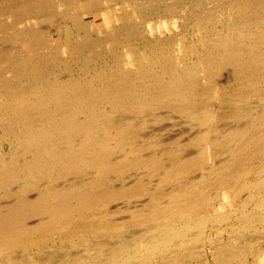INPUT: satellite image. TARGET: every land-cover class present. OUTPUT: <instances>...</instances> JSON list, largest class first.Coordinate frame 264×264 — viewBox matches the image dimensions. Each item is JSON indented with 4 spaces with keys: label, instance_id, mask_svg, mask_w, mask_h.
<instances>
[{
    "label": "bare ground",
    "instance_id": "6f19581e",
    "mask_svg": "<svg viewBox=\"0 0 264 264\" xmlns=\"http://www.w3.org/2000/svg\"><path fill=\"white\" fill-rule=\"evenodd\" d=\"M71 1L72 8L64 0H0V41H13L19 48H0V144L9 142L8 150L0 151V264H48L14 256L50 244L88 250L87 256H69L65 264H152L155 259L161 264H190L193 259L209 264L206 244L216 264H261L264 236L248 238L245 233L264 225V14H228L227 31H208L204 39L210 44L196 60H188L182 51L171 50L184 36L167 32L173 6L161 13L154 0H121V5L120 0ZM61 11L70 14L75 27L87 25L105 37L97 33L100 39L92 42L86 30L79 44L57 39L58 45L47 46L45 53L48 33L36 25ZM218 11L216 5L205 7L197 19L202 23ZM130 14L142 22L134 33L159 42L155 56L147 46L136 49L124 41L129 38L122 34L132 27ZM108 42L113 60L94 74L91 68L83 72L85 83L81 77L47 71L61 54L77 63L79 53L82 57L88 50L91 59L90 53ZM44 70L55 71L47 83ZM160 109L183 117L190 129L182 119L186 128L176 122L159 126L172 119ZM150 112L159 116L148 118ZM150 121L160 122L153 123L168 131L167 140L140 130ZM151 139L156 140L145 145ZM170 141L173 145L165 144ZM212 188L221 190L219 196ZM126 204L131 205L124 208ZM126 209L129 216H114ZM211 223L218 232L228 223L234 235L227 243L221 236L214 240L206 235ZM130 225L140 228L128 235Z\"/></svg>",
    "mask_w": 264,
    "mask_h": 264
},
{
    "label": "rangeland",
    "instance_id": "374dc122",
    "mask_svg": "<svg viewBox=\"0 0 264 264\" xmlns=\"http://www.w3.org/2000/svg\"><path fill=\"white\" fill-rule=\"evenodd\" d=\"M17 1H21V0H17ZM16 0H15V2L16 3H18ZM54 3H58V2H60V1H63V0H52ZM76 1H78V0H76ZM94 1H98V0H94ZM155 1V3H157V6L159 7V9H157V10H159V12H161V13H164V11H165V9L167 8V6L169 7V6H173V8L175 9V10H173L174 11V13H173V18H172V21H171V27L169 26V30L167 29V32H168V34H177V33H180V31H181V33L183 32V34H184V36H182L183 38H181L180 40H178V41H176V43L175 44H172L171 45V50L172 51H174V50H178V51H182L181 53H182V55H183V53L185 54V58H187L188 60H196L198 57H200L201 56V53L203 52V50L204 49H206L205 48V46L207 47V45L208 44H210V43H208V44H206V40L204 39V35L209 31L210 33L214 30V28L215 29H217L218 31H227V29H228V26H227V21H229V18H230V16L228 17V14L229 15H231L232 16V14H233V16L232 17H234L235 15H236V13H235V11H240V10H247V11H249L250 13H252V12H258V13H260L261 15H263L264 14V0H257V2H255V1H253L252 2V0H237V2H236V0L235 1H233V0H223V2L221 1V0H197V1H199L198 3H197V1L196 0H171V2L168 0V1H166V0H154ZM164 1V2H163ZM175 1V2H174ZM182 1V2H181ZM220 1V3H218ZM232 1H233V3H232ZM239 1V2H238ZM249 1H250V4H252V5H250V6H248L249 5ZM64 2H66V5H68V4H70L71 5V8H72V5H73V3L75 2V1H68V0H64ZM72 2V3H71ZM123 2V1H122ZM121 0H120V5H121ZM169 2V3H168ZM201 2V3H200ZM210 2H212V3H210ZM231 2V3H230ZM235 2V3H234ZM259 2V3H258ZM106 5H107V2H104ZM165 3V4H164ZM181 3H183V4H181ZM189 3H191V4H189ZM197 3V4H196ZM199 3H200V5H199ZM213 3L216 5V6H219V11H218V13L216 12L215 13V18L213 17L212 19H207V17L205 18V17H203L201 20L202 21H204V22H202L201 23V21L199 20V19H197V17L199 16L198 15V13L199 12H201V9H203V8H213V7H215V5H213ZM226 6V7H224V6H221V5H223V4ZM230 3V4H229ZM243 3V4H242ZM258 5H257V4ZM160 4H161V6H160ZM189 4V5H188ZM203 4H204V6H203ZM210 6H209V5ZM218 4V5H217ZM239 4V5H238ZM0 5H2V2H0ZM120 5H118V7H119V11H121V7H120ZM207 5H208V7H207ZM69 6V5H68ZM156 6V7H157ZM221 6V7H220ZM157 7V8H158ZM161 7V8H160ZM242 7V8H241ZM244 7V8H243ZM70 8V12L72 13V11H74V9L72 10ZM127 8L129 9V11H133L134 10V6L132 5V4H128V6H127ZM233 8V9H232ZM162 9V10H161ZM190 9H191V11H190ZM200 9V10H199ZM226 9V10H225ZM180 10V11H179ZM183 10V12H181ZM193 10H195V11H193ZM251 10V11H250ZM64 11H65V9H64ZM177 11V12H176ZM192 11H193V14H192ZM198 11V12H197ZM226 11V12H225ZM234 11V12H233ZM63 11H61V12H58V13H52L51 14V16H52V19L50 20V22L48 21V20H39L38 21V24H40L41 23V25H36V28H38V29H42L41 31H44L45 33H48L47 34V38L49 39V42H50V45H49V43H47L46 44V47H45V53H47L46 52V50H47V48H52V47H55V46H57L58 45V40L57 39H59V40H61V42L60 43H65L68 39H70L71 40V43L73 42V44L75 45V44H77L76 42H78V44H79V42H80V36H82V35H84L85 34V32H86V30H88L89 31V38H90V41L92 40V42L94 41V42H97L98 40L97 39H100L99 37L100 36H102V37H105V35H101L98 31H96L95 29H93L92 27H89L88 28V26L86 25V26H82V27H80V28H78V27H75V25L73 24V22H72V20L71 19H69V16H70V14L68 15V14H65L66 12H64V13H62ZM185 12V13H184ZM231 12H233V13H231ZM180 13V14H179ZM196 13V14H195ZM257 13V14H258ZM185 14V15H184ZM56 15V16H55ZM67 15H68V17H67ZM143 15V14H142ZM193 15V16H192ZM196 15V16H195ZM198 15V16H197ZM220 15V16H219ZM224 15V16H223ZM259 15V14H258ZM61 17V20H60V18L59 17ZM218 16H219V18H218ZM55 17V18H54ZM132 17H133V19H132ZM187 17V18H186ZM224 17V18H223ZM236 17V16H235ZM67 18H68V21H67ZM190 18H192V19H190ZM196 18V19H195ZM221 18V19H220ZM55 19H57L56 21H55ZM130 23L132 24V27H130L129 28V30L128 31H125L123 34H122V36L124 35L125 36V38L127 37V38H129V39H124V41L126 40H128L129 42L128 43H131V45L134 47V48H136V49H145L146 48V46H147V50H148V52H149V54L153 57V56H155L156 54L154 53L157 49L159 50V47H160V44H159V42L158 41H156L155 39H152V37H147V38H144L143 39V37H141L140 35L138 36L137 35V33H134V32H136L137 30L139 31L140 29H142V22L141 21H139L140 19H138V17L135 15V14H130ZM137 19V20H136ZM86 20H87V22H88V18L85 16L84 17V21L86 22ZM134 20V21H133ZM187 20V21H186ZM191 20H192V23H194V21H195V23L193 24V25H191L192 23H191ZM215 20V21H214ZM153 21H155V20H153ZM186 21V22H185ZM207 21V22H206ZM219 21V22H218ZM222 21V22H221ZM46 22V23H45ZM49 22V23H48ZM54 22V23H53ZM102 22V21H101ZM101 22H99L98 24L99 25H102L101 24ZM184 22V23H183ZM206 22V23H205ZM209 22H211V23H209ZM213 22H215V23H213ZM133 23H134V25L136 26L137 25V28H134L135 26L133 25ZM137 23V24H136ZM187 23V24H186ZM199 23V24H198ZM56 26H55V25ZM84 24V23H83ZM120 24V23H119ZM119 24H118V26H119ZM139 24V25H138ZM198 24V25H197ZM204 24V25H203ZM224 24V25H223ZM225 24H226V26H225ZM44 25V26H43ZM67 25H69V26H67ZM73 25V26H72ZM178 25V26H177ZM187 25V26H186ZM189 25L191 26V27H189ZM196 25V26H195ZM208 25V26H207ZM213 27H212V26ZM215 25V26H214ZM262 26H261V28L263 29L264 28V23H262L261 24ZM40 26H42V27H40ZM45 26H46V28H45ZM64 26V27H63ZM68 27V29H67V27ZM182 26L184 27V26H186L185 27V29H183L182 28ZM198 26H199V28H198ZM201 26V27H200ZM210 26V27H209ZM62 28V31H61V28ZM86 28V29H85ZM187 28V29H186ZM192 28V29H191ZM202 29V30H199V29ZM220 28H222V29H220ZM71 30V33H70V30ZM131 29V30H130ZM220 29V30H219ZM49 30V31H48ZM53 30H54V32H56V33H54L53 32ZM187 30V31H186ZM63 31H64V33H63ZM73 31V32H72ZM78 31V32H77ZM82 31V32H81ZM201 32V34H200V32ZM199 32V33H198ZM75 33V34H74ZM83 33V34H82ZM100 35H98V34ZM129 33V34H128ZM134 33V34H133ZM79 34V35H78ZM131 34H133L132 36H130ZM172 34V35H173ZM57 37H56V36ZM74 35V36H73ZM72 36H73V38H72ZM78 36H79V38H78ZM130 36V37H129ZM56 37V38H55ZM60 37V38H59ZM95 39H94V38ZM132 37V38H131ZM92 38V39H91ZM137 38V39H136ZM51 39V40H50ZM80 39V40H79ZM132 39V40H131ZM136 39V40H135ZM139 39V40H138ZM95 40H97V41H95ZM140 40H142V42L140 41ZM123 41V40H122ZM134 41V42H133ZM139 41V42H138ZM181 41H183V42H181ZM4 41H0V48L1 49H7V48H9V49H12L13 51H19V48L18 47H16V48H14V44H13V46H12V43H13V41H9V40H5V42L3 43ZM8 42V43H7ZM9 42H11V43H9ZM68 42V41H67ZM66 42V43H67ZM181 42V43H180ZM109 43V42H108ZM108 43H106V45H104V48H99V46L98 47H96L91 53L93 54H91L90 53V55H91V59H89V58H87L88 57V55L87 54H89L88 53V50L87 51H85V54H83L82 55V57H81V54L82 53H79V55H78V62L76 63V60L74 59V58H69V56H66V58L63 56V54H61L62 55V57H61V55H60V57H59V61H58V63H54L55 65L53 66V64H50V67L48 68V72L50 71V70H55L56 72H57V74L58 75H60L61 77H63L64 76V78H69V79H74V78H80L81 79V81L80 82H82V83H85V79L88 77H85L86 75V72H88V70L91 68V70H89V72L90 73H92L93 72V74L95 73V71L96 70H100V68H103V65H105L106 64V62H109L110 60H113V58H112V55L111 54H113V53H111L110 54V52H109V48H112L113 46H112V44L111 43H109V45H108ZM112 43H116V41H113ZM144 43V44H143ZM153 45H152V44ZM182 43H183V45L184 46H182ZM192 43V44H191ZM194 43V44H193ZM199 43V44H198ZM178 44V45H177ZM179 44H181V46L179 45ZM196 44V45H195ZM202 44V45H201ZM4 45H5V47H4ZM6 45H7V47H6ZM143 45V46H142ZM145 45V46H144ZM150 45V46H149ZM157 45V46H156ZM173 45H174V47H173ZM192 45V46H191ZM195 45V46H194ZM47 46H50V47H47ZM63 46V45H62ZM61 46V47H62ZM107 48H106V47ZM110 46V47H109ZM112 46V47H111ZM136 46V47H135ZM190 46V47H189ZM198 46V47H197ZM117 49V51L119 52V53H121V49L119 48L120 46H118V45H116L115 46ZM144 47V48H143ZM193 47V48H192ZM195 47V48H194ZM18 48V49H17ZM65 47H63L60 51H61V53H63L62 51H63V49H64ZM174 48V49H173ZM192 49L191 51H190V49ZM197 48V49H196ZM9 49H7V50H9ZM55 49V48H54ZM108 49V50H107ZM155 49V50H154ZM184 49V50H183ZM186 49V50H185ZM25 50V51H24ZM51 50H53V49H51ZM99 50V51H98ZM105 50V51H104ZM150 50V51H149ZM95 51H98V52H95ZM195 51V52H194ZM22 52H24V53H26L27 52V48L25 47V46H23V49H22ZM108 52V53H107ZM189 52V53H188ZM95 53H97L96 55H98V56H100V58L98 57V56H95ZM187 53V54H186ZM154 54V55H153ZM188 54H190L189 56H188ZM197 54H198V56H197ZM85 55H86V58H85ZM193 55V56H192ZM200 55V56H199ZM84 56V57H83ZM95 56V57H94ZM103 56H105V59H104V57ZM192 56V57H191ZM194 56H196V57H194ZM79 57H81V58H79ZM189 57V58H188ZM191 57V58H190ZM62 58V59H61ZM69 60H68V59ZM99 58V59H98ZM65 59V60H64ZM77 59V58H76ZM95 59V61L93 62L92 60H94ZM98 59V60H97ZM105 60V61H103V60ZM74 60V61H73ZM85 60H87L86 61V63H83V62H85ZM96 60H97V63H96ZM100 60H102V61H100ZM72 61H73V63H72ZM70 62H71V65H70ZM91 62V63H90ZM112 62V61H111ZM66 64V65H69L68 67H66L65 66V64L63 65V67H62V65L61 64ZM74 63H76V64H74ZM99 64H101V65H99ZM84 65V66H83ZM95 65V66H94ZM66 68H65V67ZM80 66V67H79ZM99 66V67H98ZM61 67V70H63V71H60L59 70V68ZM96 67H98V68H96ZM58 68V69H57ZM63 68V69H62ZM69 68H71V69H69ZM95 70H94V69ZM50 69V70H49ZM93 70V71H92ZM55 71L54 72H50V73H48V72H45V70H44V73H45V76H43L42 78L44 79L43 81L44 82H48L50 79H52L53 77H54V74H55ZM66 71V72H65ZM85 74H84V73ZM52 73H54V74H52ZM82 73V74H81ZM46 74H47V76H46ZM49 74V75H48ZM77 74V75H76ZM84 74V76H82ZM53 75V76H52ZM67 75V76H66ZM27 77V78H26ZM26 77H24V78H21L20 80H25L26 81V79H28V76H26ZM45 77V78H44ZM83 77V78H82ZM48 79V80H47ZM45 83V84H46ZM217 104V102H214V107H218V105H216ZM102 107H104V106H102ZM107 109H109V106H107ZM164 110H166V109H163V110H161L160 109V111H164ZM159 111V113H164L165 114V116H168V117H171L172 119L171 120H169V119H165L166 121H168V122H166L165 120L163 121V122H159V121H157V122H155V121H153V122H155V123H157L158 125H159V123H160V125L159 126H162V123H163V125L166 123H169V122H176L178 125V127L179 126H182V127H184V128H186L187 126V128H186V130L189 128L190 129V126L188 125V123L187 124H185L186 122H184V120L185 119H183V117L181 118V117H179L177 114V116L175 115V113H173V112H169L170 110H166V112L168 111L170 114L172 113L173 115H171L170 116V114L167 112V113H165V111L164 112H160ZM157 112V111H156ZM156 112H154V113H152V112H150L151 113V116H150V113L147 115V117L149 118V117H151V118H153V117H156V116H159V114L158 113H156ZM156 114V115H155ZM169 114V115H168ZM177 117V119H176V117ZM173 117H175V118H173ZM183 121H182V120ZM174 120H178V121H180L179 123H178V121H174ZM184 123V125L186 126H184V125H182V122ZM151 123V121H150V123H147V127L148 126H150V127H145V128H140V130L141 131H144V129H145V131L146 130H148V131H146V132H153L154 134H156L157 135V133H158V135H157V137L159 138V139H161V140H167V138H166V136L168 135V131H165V130H162V128L161 127H159L160 129H158L157 127V124H155V123ZM165 122V123H164ZM181 123V124H180ZM151 124V125H150ZM228 124H230V123H228ZM226 125V124H225ZM152 127V128H151ZM155 127L157 128V129H155ZM163 127V126H162ZM223 127H225V126H223ZM151 129V130H150ZM155 129V130H154ZM157 130V131H156ZM165 133V134H163V133ZM162 134V135H161ZM164 135H165V137H164ZM166 138V139H164V138ZM184 138H186V137H184ZM184 138H182V139H184ZM139 139V138H138ZM156 139H151V141L150 142H147V143H145V145H150V144H153V142L155 141ZM177 142H180V143H184V141H182V140H177ZM149 143V144H148ZM174 143V142H173ZM166 145H168V144H172V142L170 141V142H167V143H165ZM173 145V144H172ZM8 148H9V142H7V141H5V142H3L2 144H0V151L1 152H4V151H7L8 150ZM191 150H195V148H190ZM213 189V191H215V193H218V196H219V193L221 192V190L219 191V189L217 190V188H212ZM219 191V192H218ZM223 193V192H222ZM31 195H34V193H30ZM12 199H13V197H12ZM8 199H4V200H2V202H1V204H5V202L4 201H7ZM13 200H15V198L13 199ZM218 202V203H217ZM221 201L218 199V201H216V203L215 204H217V206L218 207H220L221 206ZM112 205V204H111ZM131 204H126L125 206H124V208H126L127 206L129 207ZM232 206L231 205H227V209L228 210H231L232 208H231ZM115 207H114V205L110 208L111 210H113ZM129 209H126V210H123V211H118V212H116L117 214H119L120 215V213H121V215H120V217L116 214V213H114L115 215L114 216H117V218H123V216L124 217H127V216H129V211H128ZM210 211L212 212V213H215V210L213 209V208H211L210 209ZM125 213V214H124ZM122 214H124V215H122ZM127 214V215H126ZM116 217H115V219H117ZM231 219H233V218H231ZM211 226H209V227H207V229H206V235H208V236H213L214 238V240H216L219 236H221L220 238H222L223 240H222V243H227L228 241V239L230 238V235H234V231L233 230H231L230 231V229H232V227H229L230 225L228 224V223H225L224 225L222 224V226L219 228V232H218V230L216 229V228H214L213 229V227H212V223L210 224ZM135 226V227H134ZM128 227V226H127ZM130 227L132 228V229H130ZM137 226L136 225H130L129 227H128V229H129V234H128V232H127V234L128 235H131L132 234V231L133 232H135L134 230L136 229V231H137V229L139 230V226L136 228ZM230 228V229H229ZM262 230V231H261ZM229 231V232H228ZM131 232V233H130ZM254 231H252V232H248V233H245V236L246 237H248V238H254L255 236H264V225L262 224V225H259V229H258V231L257 232H254L255 234H258V235H255L254 233H253ZM247 234H249V235H247ZM239 235H242V232L240 233L239 232ZM218 236V237H217ZM228 236V237H227ZM216 237V238H215ZM242 237V236H241ZM93 239H96L95 237H92ZM219 239V238H218ZM264 238H262V242H261V245L264 247V240H263ZM58 242V244H61L62 243V241H57ZM57 244V245H58ZM207 245V247H206V249H208V250H205L207 253H209V258H210V260H209V264H216L215 263V261H214V259L212 258V254L210 253L211 252V247H210V244H206ZM49 247V248H48ZM48 247H45L44 248V250H34V248H33V250H26V252H25V250L24 251H22V253H21V251L19 250L18 251V254L17 255H15L14 256V259H19L20 260V258H21V256L23 257V258H21V259H23L24 261H28V260H30L31 258L33 259H37V260H39V259H43L42 261H43V263H50V264H52V262H53V264L55 263V264H65L66 263V259H68V258H70L72 255H74L73 257H75V256H87V254H88V250H84V248H82V246H80V245H78L77 247H74V248H71V247H68V246H66V247H62V248H58V249H55L54 247H53V245L52 244H50ZM51 247H52V249H51ZM63 248L65 249V250H63ZM67 248V249H66ZM77 248V249H76ZM80 248L82 249V250H80ZM46 249V250H45ZM76 249V250H75ZM29 251V252H28ZM30 251H32V252H30ZM51 251V252H50ZM78 251V252H77ZM85 251V252H84ZM90 252H92L93 250H89ZM24 252V253H23ZM28 252V253H27ZM36 252V253H35ZM41 252V253H40ZM60 252V253H59ZM70 252V253H69ZM80 252V253H79ZM39 253V254H38ZM46 253H48V254H46ZM62 253V254H61ZM66 255H65V254ZM74 253V254H73ZM76 253H77V255H76ZM87 253V254H86ZM24 254H26V255H23ZM27 254H28V256H27ZM38 254V255H37ZM94 254H95V252H94ZM36 255V256H35ZM58 255V256H57ZM54 256V257H53ZM65 256V257H64ZM70 256V257H69ZM45 259H44V258ZM51 258V259H47V258ZM64 257V258H63ZM67 257V258H66ZM248 258H249V260L250 261H254V258H253V256L252 255H248ZM46 260V261H45ZM53 260V261H52ZM55 261V262H54ZM155 262H153L152 264H161L160 262H158V260H154ZM48 263V264H49ZM69 264V263H68ZM128 264H137V261H133L132 263L130 262V263H128ZM190 264H200L199 263V261L197 260V259H193L192 260V262L190 263ZM230 264H244L243 262L241 263L240 261H238V260H236V261H233V262H231ZM261 264H264V256H263V259H262V262H261Z\"/></svg>",
    "mask_w": 264,
    "mask_h": 264
}]
</instances>
